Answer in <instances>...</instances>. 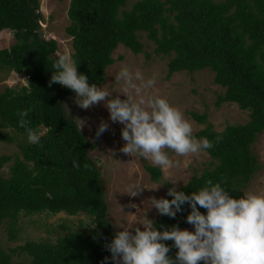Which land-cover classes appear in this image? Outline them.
Returning a JSON list of instances; mask_svg holds the SVG:
<instances>
[{"label":"trees","instance_id":"1","mask_svg":"<svg viewBox=\"0 0 264 264\" xmlns=\"http://www.w3.org/2000/svg\"><path fill=\"white\" fill-rule=\"evenodd\" d=\"M66 16L72 58L90 84L103 81L118 44L133 53L142 51L138 32L153 43L154 53L168 57L166 77L204 68L213 73V82L223 88L215 105L234 103L247 111V120L215 130L204 113L191 111V117L204 124L193 135L213 144L204 150L213 167L192 174L177 190L191 194L210 179L234 197L243 195L259 167L251 145L264 131V0H69ZM41 20L38 0H0V31H10L14 39L0 49V74L26 76L24 84L0 89V140H12L5 130L27 135L19 125L21 111L31 109L25 117L29 127L44 129L39 144L22 138L17 143L19 156L7 166L5 176L0 173V223L6 224L9 240L16 238L21 215L83 213L92 227L86 233L57 235L53 242L28 240L15 248H0V264H112L105 245L115 232L105 216L99 171L87 155L90 142L63 110V101L74 92L59 84L49 87L57 44L39 35ZM10 159L1 154L0 169ZM143 167L151 182L160 180L157 166ZM164 198L171 199L167 193ZM189 212L187 204L174 219L157 211L153 226L181 228ZM165 243L174 258L173 242ZM12 253L25 257L13 260Z\"/></svg>","mask_w":264,"mask_h":264},{"label":"clouds","instance_id":"2","mask_svg":"<svg viewBox=\"0 0 264 264\" xmlns=\"http://www.w3.org/2000/svg\"><path fill=\"white\" fill-rule=\"evenodd\" d=\"M77 65L71 53L60 54L53 64L49 87L59 84L71 89L74 103L81 109L103 103L109 119L122 125L123 154L150 161L170 173L180 168L181 161L171 159L169 150L178 157H190L213 147L207 138L193 135L192 123L179 108L166 97L154 94L155 75L146 77L139 68L124 65L114 76L120 85L114 92L90 84L85 74L78 73ZM30 111L18 113L19 125L25 128L29 143L39 144L40 132L29 127L30 121L25 119ZM85 126L86 121L80 119L79 131ZM108 129V122L101 120L95 136L99 138ZM74 166L78 165L74 162ZM166 179L173 185L167 190L171 199L153 196L151 207L174 219L185 204L189 205L186 223L194 230L181 229L178 224L158 230L148 218L128 226L116 225L121 230L105 245L112 264H264V192L246 191L234 197L221 183L209 179L199 190L186 194L177 190L178 179L171 175ZM144 188L140 183H131L124 193L137 197ZM165 241H172L178 250L174 258L169 256L171 248Z\"/></svg>","mask_w":264,"mask_h":264},{"label":"rangeland","instance_id":"3","mask_svg":"<svg viewBox=\"0 0 264 264\" xmlns=\"http://www.w3.org/2000/svg\"><path fill=\"white\" fill-rule=\"evenodd\" d=\"M69 0H38L39 11L42 20L39 22V35L44 39H54L57 44L55 54L59 56L64 52H72L70 37L65 33L68 25L66 9ZM137 39L142 43V51L133 53L123 45L118 44L112 51L113 62L104 71L103 81L97 85L100 88H107L110 91L118 92L120 85L115 81V74L119 69L128 65L132 69L139 68L146 77L156 76L154 94L166 97L169 103L179 108L186 119L192 125L195 133L204 124L195 121L190 112L204 113L206 121L213 125L215 130H221L227 124L244 123L247 120V111L239 109L234 103L223 102L215 105L218 94L223 88L212 80L213 73L207 69L194 72H173L166 77L167 56H161L153 52V43L147 40L143 32H138ZM14 42L11 32L0 31V49L9 47ZM25 78L14 72L7 75L0 74V89L3 86L17 87L24 84ZM115 95V93H113ZM121 98L124 97L121 95ZM75 93L70 94L62 103L66 115L72 117L79 129L80 119L86 121V126L80 131L90 142L87 149L88 157L94 161L99 171V183L103 192V200L106 205L105 216L113 232L121 230L116 225L128 226L135 222H142L146 218L153 220L157 210L151 207V197L157 199L166 195L168 188L165 185L167 176L178 179L179 189L192 174L199 175L203 170H211V158L202 151L199 155L190 157H178L169 150L171 159L180 160V168H173L171 172L161 170V177L158 182H151L149 175L143 165H153L150 161L139 157H132L120 152L125 143L121 137L122 125L113 123L109 119V112L103 103L92 106L90 109H81L74 103ZM101 120L109 124L108 131L99 138L95 136L96 129ZM44 129H41L40 134ZM11 137L10 142L0 140V155L7 154L11 157L1 169V175L7 174V166L19 156L17 143L27 135L5 130ZM252 155L255 157L259 167L252 174L242 192H264V131L258 133L251 145ZM155 166V165H153ZM131 183H140L145 188L142 194L137 197H130L124 193ZM161 183H164L160 185ZM158 189H152L158 186ZM135 204L136 207H131ZM6 224L0 223V248L8 250L23 244L25 241L53 242L57 235L68 231L86 233L92 227L90 219L83 213L77 215H66L64 213H40L28 216H19L16 224L17 232L14 240H9L5 231ZM142 228V225H141ZM181 229L194 230V227L186 223ZM175 252L178 250L174 247ZM25 254L12 253L13 260H22ZM203 264V262H201Z\"/></svg>","mask_w":264,"mask_h":264},{"label":"built area","instance_id":"4","mask_svg":"<svg viewBox=\"0 0 264 264\" xmlns=\"http://www.w3.org/2000/svg\"><path fill=\"white\" fill-rule=\"evenodd\" d=\"M24 78H26V76H23Z\"/></svg>","mask_w":264,"mask_h":264}]
</instances>
